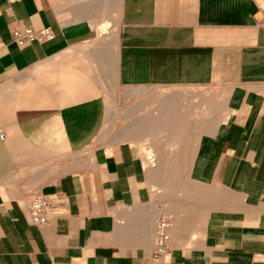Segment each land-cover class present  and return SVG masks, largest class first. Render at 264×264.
<instances>
[{"label":"crops","instance_id":"0c3cea01","mask_svg":"<svg viewBox=\"0 0 264 264\" xmlns=\"http://www.w3.org/2000/svg\"><path fill=\"white\" fill-rule=\"evenodd\" d=\"M263 18L264 0H0V264H264ZM161 164L187 172L165 189Z\"/></svg>","mask_w":264,"mask_h":264},{"label":"built area","instance_id":"2783aa9c","mask_svg":"<svg viewBox=\"0 0 264 264\" xmlns=\"http://www.w3.org/2000/svg\"><path fill=\"white\" fill-rule=\"evenodd\" d=\"M264 25V18L262 19ZM55 33L51 28H43L36 30L33 28L18 29L14 32V38L20 45L27 42L38 40L40 42L52 40ZM5 133L0 132V139H4ZM51 203L47 198L41 195L35 196L28 205V212L31 217V222L35 225H46L50 222L49 211ZM171 226L170 218L166 215H161L157 219V234L155 238L156 250L155 254L163 253L167 250V242L170 238L168 229Z\"/></svg>","mask_w":264,"mask_h":264},{"label":"rangeland","instance_id":"374dc122","mask_svg":"<svg viewBox=\"0 0 264 264\" xmlns=\"http://www.w3.org/2000/svg\"><path fill=\"white\" fill-rule=\"evenodd\" d=\"M118 4V2H117ZM117 6V5H116ZM151 173L162 175L164 178L165 189H171L172 185L176 184V181L171 180L172 175L182 174L187 172L188 166H180L176 164H161V165H148ZM170 187V188H169Z\"/></svg>","mask_w":264,"mask_h":264},{"label":"bare ground","instance_id":"6f19581e","mask_svg":"<svg viewBox=\"0 0 264 264\" xmlns=\"http://www.w3.org/2000/svg\"><path fill=\"white\" fill-rule=\"evenodd\" d=\"M173 103V102H172ZM152 163V162H151ZM173 186V185H172ZM170 188V187H169Z\"/></svg>","mask_w":264,"mask_h":264}]
</instances>
